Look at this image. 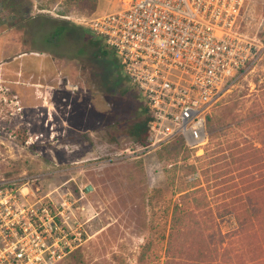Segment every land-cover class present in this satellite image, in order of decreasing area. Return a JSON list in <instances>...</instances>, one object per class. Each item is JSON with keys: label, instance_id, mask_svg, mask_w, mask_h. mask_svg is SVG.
Listing matches in <instances>:
<instances>
[{"label": "rangeland", "instance_id": "374dc122", "mask_svg": "<svg viewBox=\"0 0 264 264\" xmlns=\"http://www.w3.org/2000/svg\"><path fill=\"white\" fill-rule=\"evenodd\" d=\"M97 1L88 14L63 13L65 0H0V174L32 176L37 196L83 197L91 238L60 264H264V59L213 106L225 125L203 150L140 152L125 126L141 98L81 24L120 2ZM242 20L264 39V0H247ZM200 188L213 213L170 237L179 191Z\"/></svg>", "mask_w": 264, "mask_h": 264}, {"label": "built area", "instance_id": "2783aa9c", "mask_svg": "<svg viewBox=\"0 0 264 264\" xmlns=\"http://www.w3.org/2000/svg\"><path fill=\"white\" fill-rule=\"evenodd\" d=\"M246 1L119 0L111 12L81 20L148 104L149 134L138 151L178 137L188 150L207 146L213 106L264 59V39L241 28ZM26 179L0 174V264H57L89 241L93 217L82 196H37Z\"/></svg>", "mask_w": 264, "mask_h": 264}, {"label": "trees", "instance_id": "16d2710c", "mask_svg": "<svg viewBox=\"0 0 264 264\" xmlns=\"http://www.w3.org/2000/svg\"><path fill=\"white\" fill-rule=\"evenodd\" d=\"M65 4L66 10H63V13H69L73 9L77 8L80 11L92 14L96 11L98 7L97 0H65ZM65 30V27L60 26L56 29L54 34L55 36H60ZM100 42L101 41H99L95 37L91 38V44L95 47H98V51H100L101 54H107L106 51L101 49ZM141 105V114L138 117L134 118L131 122L129 121L125 126V130L126 134L130 135L136 141L137 144L144 145L148 138L149 123L152 119V116L148 104L145 101H141ZM224 125L225 123L221 116L216 118L212 115H208L206 127L210 139L217 137V130L224 127ZM167 145H171L172 147L179 146L180 148H185L184 140L181 137L176 138ZM185 192L186 189L179 191V193L184 194H182V199H179L174 204L171 217L170 237H172L173 234L180 235L181 237H187V235H192L194 231L191 230L202 228L203 222L201 219L204 217H208L210 214L213 213V209L210 206L209 199H206V197L202 195L197 196V194L203 192L202 188L197 189L195 191H189L186 193ZM82 248L78 249L74 253L79 252ZM61 262L57 264H60Z\"/></svg>", "mask_w": 264, "mask_h": 264}, {"label": "water", "instance_id": "95a60500", "mask_svg": "<svg viewBox=\"0 0 264 264\" xmlns=\"http://www.w3.org/2000/svg\"><path fill=\"white\" fill-rule=\"evenodd\" d=\"M92 189H93V187L90 186V185H88V186L86 187V191H91Z\"/></svg>", "mask_w": 264, "mask_h": 264}]
</instances>
